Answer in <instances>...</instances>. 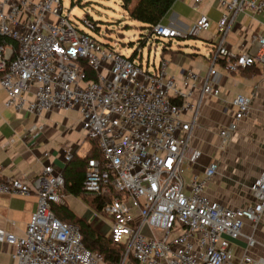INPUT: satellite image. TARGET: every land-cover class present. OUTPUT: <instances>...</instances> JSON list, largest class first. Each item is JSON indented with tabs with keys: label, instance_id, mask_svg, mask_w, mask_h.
<instances>
[{
	"label": "built area",
	"instance_id": "1",
	"mask_svg": "<svg viewBox=\"0 0 264 264\" xmlns=\"http://www.w3.org/2000/svg\"><path fill=\"white\" fill-rule=\"evenodd\" d=\"M202 1L195 0L194 6ZM219 2L221 17L207 72L189 67L178 80L168 73L167 58L151 70L79 29L69 10L63 13L61 0H0L4 103L35 114L52 108L79 111L82 127L100 150L98 156L87 158L82 189L109 196L102 207L110 217L109 233L125 246L115 264H264V254L248 251L258 243L254 234L244 232L246 218L255 228L264 222V168L250 186L255 200L242 206L205 193V185L219 168L215 159L202 176L195 172L185 178L186 164L195 163L203 153L202 148L190 146L201 105L206 96L220 93L213 80L216 63L222 61L227 69L237 71L264 62V32L254 33L247 45L245 34L240 52L228 43L238 13L264 14V0ZM82 19L89 28L95 27L93 19ZM210 24L209 15L201 12L190 28L158 21L151 33L185 37ZM89 69L95 72L92 79ZM252 101L253 96L244 92L232 99V117L219 127L221 145L239 129ZM187 110L193 111L189 120L182 116ZM42 129L35 124L29 131L36 135ZM62 150L65 161L74 153L71 146ZM43 158V169L30 181L0 175V191L34 190L38 200L25 234L0 226V242L12 246L15 264H111L100 250L83 243L76 223L56 215L52 204L65 196L64 176L51 161L50 150H44ZM240 236L247 241L243 253L232 243Z\"/></svg>",
	"mask_w": 264,
	"mask_h": 264
},
{
	"label": "crops",
	"instance_id": "2",
	"mask_svg": "<svg viewBox=\"0 0 264 264\" xmlns=\"http://www.w3.org/2000/svg\"><path fill=\"white\" fill-rule=\"evenodd\" d=\"M194 2L195 0H176L164 16L163 22L186 29L195 23L201 12H204L211 19L210 26L214 24L216 31L214 38L216 39L217 22L222 11L219 0H204L198 7L194 6ZM240 14H242L241 18H239ZM251 30L253 34L264 32V14L240 11L236 25L229 32L239 34L240 40L235 41L233 38H228L229 46L240 52L245 34L246 45L252 39ZM199 33L193 35H199ZM190 45L198 47L196 44ZM168 48L171 49L173 59L176 60L175 65L179 69L172 75L181 80L184 69L196 66L193 61L199 52L195 49L190 51L181 47L173 48L170 44ZM205 57V62L198 63V69L202 74L207 72L210 65L209 55ZM169 62L168 60L167 66ZM206 62H208V67L205 69ZM216 64L218 73L213 80L219 85L220 93L205 97L200 108L198 123L194 126V133L190 140V146L202 148L203 153L195 163H187L186 168L191 172L189 178L195 172L202 176L210 161L217 160L219 162L218 171L205 185V193L228 205L242 206L255 200L250 186L264 168V62H257V64L242 67L237 71L227 69L222 61ZM168 73L171 74L169 71ZM238 92L253 96L251 110L240 120L239 129L225 144L221 145L222 137L219 127L231 119L232 111L235 109L232 99ZM198 93L199 88L194 89L192 96L194 100H197ZM27 96H31V93ZM5 97L6 91L0 86V175H16L30 181L34 174L43 169L44 150H50L51 161L62 169L66 163L62 156L63 147L71 146L78 156H83L89 151L92 138L87 135L81 125L79 111L76 110L78 112L76 127L78 130L82 128L86 133L85 138L89 139L87 145H82V139L74 141L66 134L72 131L74 125L68 122L67 116H63L62 122L59 123L50 118L52 112L58 113L65 108H52L35 114L24 108L7 107L4 103ZM182 116L189 120L193 117V111L187 110L182 113ZM35 124L42 125L43 129L33 135L29 130ZM70 193L65 190L63 201H66L76 215L89 221L97 231L105 233L102 225H107V223L100 217L101 212L94 211L88 204L84 211L77 210L66 198ZM37 201V194L34 190L29 193L0 191V226L16 235H24ZM244 232L253 233L258 242L248 251L255 255H263L264 222L259 223L255 228L252 220L246 218ZM232 243L238 253H243L247 245L246 237L233 238ZM12 250L10 244L0 242V264H15L16 260L12 255ZM99 264L105 263L100 262Z\"/></svg>",
	"mask_w": 264,
	"mask_h": 264
},
{
	"label": "rangeland",
	"instance_id": "3",
	"mask_svg": "<svg viewBox=\"0 0 264 264\" xmlns=\"http://www.w3.org/2000/svg\"><path fill=\"white\" fill-rule=\"evenodd\" d=\"M61 2L64 8L63 13H66L68 9L69 18L72 19L79 29L94 35L101 42L114 45L117 50L131 56L137 63H142V65L149 67L151 70H154L161 58L165 57L170 61L168 71L171 74L178 72L179 69L175 65L176 60L173 59L171 49H163V46L169 42H171L170 46L172 45L173 48L181 47L190 51L195 49V51L199 52L193 61L196 65L194 66L196 70H199L198 63L205 62V55H210L214 49L212 43L216 32L214 24L207 29L199 31V35L191 34L185 37L175 36L170 38L152 34L148 25L130 18L120 0H61ZM84 16L93 19L97 27L89 28L83 22L82 18ZM51 17L55 16L51 15ZM241 17L242 14L239 15V18ZM260 18L262 19V17ZM252 34L251 30L250 35ZM228 38H233L235 41L240 40L239 34L235 35L232 32L229 33ZM190 44H196L198 47ZM189 60H187V63H189ZM207 65L208 62H206L205 69L208 67ZM63 116L68 117L69 123H74L72 131L66 134L74 141L82 139V145H87L89 139L85 138L86 133L82 128L78 130L76 127L78 124V112L75 109L68 108L58 113L52 112L50 118L59 123L62 122ZM190 175V169L186 168L185 178L189 179ZM66 198L77 210L84 211L87 208V201L78 195L70 193ZM100 217L107 223V225H102L104 232L107 234L110 232V218L103 213L100 214Z\"/></svg>",
	"mask_w": 264,
	"mask_h": 264
},
{
	"label": "trees",
	"instance_id": "4",
	"mask_svg": "<svg viewBox=\"0 0 264 264\" xmlns=\"http://www.w3.org/2000/svg\"><path fill=\"white\" fill-rule=\"evenodd\" d=\"M176 0H120L122 6L126 9L130 18L143 22L152 28L158 21H163ZM97 27V25H95ZM170 42L163 46L166 50ZM95 72L89 69L88 78H94ZM100 150L97 147L96 140L92 138V144L89 151L78 156L75 153L66 161L62 169L65 183V190L72 194L84 198L88 205L96 212H101L105 202L109 199L108 195H90L83 191L82 180L85 175L86 161L89 156H98ZM56 215L76 223L82 233L83 243L91 248L100 250L109 263L115 264L124 251L125 246L117 241H113L110 233L97 231L93 225L85 218L76 215L68 206L66 201H55L52 204ZM105 214V213H104Z\"/></svg>",
	"mask_w": 264,
	"mask_h": 264
}]
</instances>
